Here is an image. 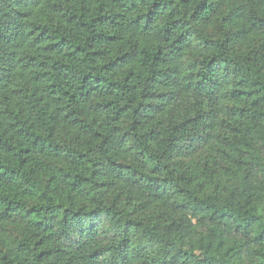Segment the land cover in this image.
<instances>
[{"label": "trees", "instance_id": "1", "mask_svg": "<svg viewBox=\"0 0 264 264\" xmlns=\"http://www.w3.org/2000/svg\"><path fill=\"white\" fill-rule=\"evenodd\" d=\"M0 264H264V0H0Z\"/></svg>", "mask_w": 264, "mask_h": 264}]
</instances>
